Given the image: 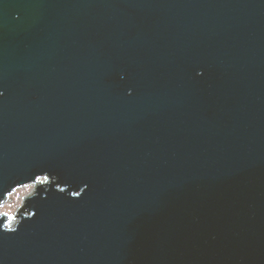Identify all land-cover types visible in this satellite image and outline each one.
Returning <instances> with one entry per match:
<instances>
[{
    "label": "water",
    "instance_id": "95a60500",
    "mask_svg": "<svg viewBox=\"0 0 264 264\" xmlns=\"http://www.w3.org/2000/svg\"><path fill=\"white\" fill-rule=\"evenodd\" d=\"M0 93V264H264V0H0Z\"/></svg>",
    "mask_w": 264,
    "mask_h": 264
},
{
    "label": "rangeland",
    "instance_id": "374dc122",
    "mask_svg": "<svg viewBox=\"0 0 264 264\" xmlns=\"http://www.w3.org/2000/svg\"><path fill=\"white\" fill-rule=\"evenodd\" d=\"M33 189V185L16 189L12 194L9 195L5 204L0 207V214H5L16 219V212L20 209L23 199L29 196ZM14 219L12 220V224L14 223Z\"/></svg>",
    "mask_w": 264,
    "mask_h": 264
},
{
    "label": "bare ground",
    "instance_id": "6f19581e",
    "mask_svg": "<svg viewBox=\"0 0 264 264\" xmlns=\"http://www.w3.org/2000/svg\"><path fill=\"white\" fill-rule=\"evenodd\" d=\"M12 220H13V218H11V217H9L8 219H7V225L8 226H11V225H13L14 223H15V220H14V223L12 224ZM11 224V225H10Z\"/></svg>",
    "mask_w": 264,
    "mask_h": 264
},
{
    "label": "snow or ice",
    "instance_id": "6c2138e0",
    "mask_svg": "<svg viewBox=\"0 0 264 264\" xmlns=\"http://www.w3.org/2000/svg\"><path fill=\"white\" fill-rule=\"evenodd\" d=\"M129 94H131V93H129ZM0 95H2V93H0ZM39 179V178H38ZM44 179H47V177H44ZM23 186V185H22Z\"/></svg>",
    "mask_w": 264,
    "mask_h": 264
}]
</instances>
